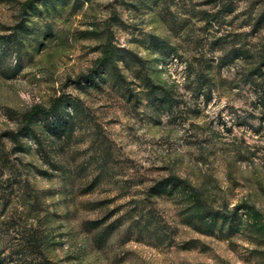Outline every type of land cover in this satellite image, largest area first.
<instances>
[{
  "label": "rangeland",
  "instance_id": "374dc122",
  "mask_svg": "<svg viewBox=\"0 0 264 264\" xmlns=\"http://www.w3.org/2000/svg\"><path fill=\"white\" fill-rule=\"evenodd\" d=\"M28 1L0 0V135L56 98L75 103L74 131L47 139L54 167L1 141L0 223L44 230L55 264H264V0ZM105 49L141 67L127 58L111 78ZM93 71L100 89L81 78ZM169 176L221 219L209 228L180 196H145Z\"/></svg>",
  "mask_w": 264,
  "mask_h": 264
},
{
  "label": "trees",
  "instance_id": "16d2710c",
  "mask_svg": "<svg viewBox=\"0 0 264 264\" xmlns=\"http://www.w3.org/2000/svg\"><path fill=\"white\" fill-rule=\"evenodd\" d=\"M35 1L37 0H29L26 2L25 6H30ZM262 21L264 22V13L260 15L257 24H260ZM150 44L153 52L161 55L166 52L167 55H170V52L167 51L163 42L151 38ZM233 53L236 54L233 55L232 60L242 55L239 54V50H235ZM127 58L131 63L135 61V63L137 62L141 67V61L128 52L122 51V53H115L109 49H105L102 52V56L97 62V67L100 69L108 65L112 71H115V73L111 74V78L116 76L114 77L115 79L122 80V77L117 73V63L124 62ZM260 68H264V46L259 55V65L256 70L259 71L261 70ZM93 73L81 78L85 79L86 83L92 88L100 89L99 82L95 80L96 71H93ZM81 78H79V80ZM144 83L148 91V98L152 97L155 100L159 99V107L172 105V100L166 92L152 85L148 80H144ZM158 95H160V98H158ZM75 110V103L63 98L54 99L47 110L33 108L22 115L21 127H19V129L15 132H8L0 135V146L2 140H8L12 143V150L14 152H26L30 150L31 147H34L42 159L54 167L49 156L51 152L54 151V148L51 145L47 146L46 141L47 139H53L62 144L68 141L74 131L72 114ZM21 140L28 141L31 144L24 146ZM5 158L1 162L3 167L7 163ZM57 170L58 168L55 169V171ZM93 183H95V181ZM144 194L147 198L180 196L186 200V203L190 205L194 211L196 210L194 215L198 217L203 225L209 226V228L217 220L221 219L217 212L209 210L204 206L196 189L174 176H169L156 182L153 186L147 188ZM3 201L4 205L0 214L2 218L6 215L7 209L11 203L9 196L5 199L3 196H0V203ZM102 205V203H98L96 208L101 209V207H103ZM105 223L106 220L103 219L88 221L85 225L90 231H95L99 230ZM108 228H110V225L105 227L104 231L108 230ZM12 242L14 243L13 246ZM52 245L53 243L50 236L44 230L33 228L20 218H13L12 213L6 216L0 223V264H55L45 255V251Z\"/></svg>",
  "mask_w": 264,
  "mask_h": 264
}]
</instances>
